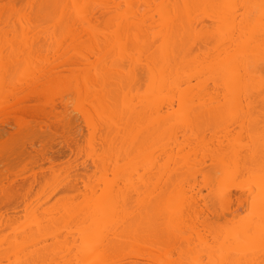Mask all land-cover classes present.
Segmentation results:
<instances>
[{
    "label": "rangeland",
    "instance_id": "1",
    "mask_svg": "<svg viewBox=\"0 0 264 264\" xmlns=\"http://www.w3.org/2000/svg\"><path fill=\"white\" fill-rule=\"evenodd\" d=\"M7 1L9 0H0V55L2 54L3 56V59L0 58V60H3L0 61V78L2 75L3 77L8 76V71L4 67H1L2 62L7 63L5 62L6 59H8L9 61H16L18 65L17 68L14 67V69H11L10 75L12 74V78L10 77V79L4 81H1L2 79H0V87H4V92H7L9 89L12 90L13 87L17 88L16 90L15 88H13L12 91H24L26 90L25 83H30L32 82V80L34 81V79L39 76L42 71L43 73H45L47 72L48 68L52 69L53 67L55 68H53L51 72L55 73L56 70V75H54L57 76L58 74V81L55 80L57 81L56 84H52L54 86L49 89L47 93H45V97H43L44 99L42 100V102L40 101L41 103H39V105L41 106H46L45 109L46 113L48 114L49 108L47 103L51 101L56 102L57 110L53 114L51 112L54 110H51L49 111L50 116L46 114L47 116L45 115L42 118L27 117L25 118V120L16 121L12 119L7 123L0 125V139L3 140L12 138V140L16 142V147H19V150L22 149L21 153L20 151H17L18 153L12 152L9 155V159L14 160L15 158H17L16 156H18L23 161H25L29 157H31L29 158L30 160L32 158L47 159L43 160L41 164H38L33 168L28 166L24 171H19L21 167H16L12 170L9 169L3 158V155L5 153L0 154L2 157V161L0 159V178L5 179L3 180L4 185L19 189L20 191H24L27 186H29L30 188L29 191L28 189L25 191L23 197L16 200L15 203L17 204H15L16 208L14 210H6L4 208L0 209V264H30L29 261L31 259L28 258L30 257L28 255H31L30 251H32V255L34 253L40 252V254H43L42 256L44 257L40 262L35 261L37 263L33 264H119L121 262L124 263L128 256V258L132 259V257L139 253L151 254L155 257L154 261H150L149 263L147 262L148 264H215L216 262L211 259L212 257L210 255H217L218 250H221L223 253H225L227 250H237L236 253L232 252L233 254H238V251L240 252V254L241 251H246L247 253H244L247 254L246 256L248 262L245 263L246 261L244 260L246 258H244L245 256L242 257L244 258L243 261L245 264H249V262L251 263V261L253 262L251 264H254L255 261L258 262V260L256 259L250 260V256L252 254L250 255L249 252L253 253L259 251L258 256L263 253L262 251L264 249V243L262 242V240H258V242L256 241L257 243H255L254 241L255 244L253 243V240L258 239V237L256 236L257 234H254L260 233L262 229L264 230V228H262L261 230L259 229L260 232L257 229V232L256 227L250 226V224L252 225V223H256L255 212L257 211H255L254 206V208L252 207V203H248L247 201L239 204L236 197H238V195H242V192L248 193V191H250V189H252L256 185L257 180L261 177H264V170L260 171V174L262 175L259 174V178H241V175L245 172L252 170L257 171V169L259 168L258 164L254 165V163H251L252 161L250 162L243 160V157L249 154L248 151L251 150L252 145H250V150L246 149L249 146L248 144H250V140L248 141L246 137L250 133V131H245L246 129H248V126L246 127L242 124L243 127H240V122H235L233 119L229 118H227L226 121L225 118H222V120L219 119L217 120L219 122H216L214 124V127L210 125V128L212 129H209V131H207L208 129L205 128L206 131L204 130V132H202V134L204 133V136H198L200 137L198 139L204 137V140L202 139V141H197L196 139H194L196 137L194 133L195 131L199 133L198 135H200L201 133L196 129L194 130L193 127L191 132L188 130L190 129L189 127L186 128L189 132L184 131L186 130L185 127L187 126L180 123L179 125L176 124L178 123L177 119H175V116H173L174 120L173 117V121H170L171 119L169 120L170 123L175 121L174 124L176 125L173 126L175 128L173 129V131H176L177 126H180L179 128L182 130V132H185L186 136H182V132L180 131L178 140L171 141V139L169 142L170 144L167 143L169 138H163L164 140L157 139L155 141V143H157H153V145H155L153 147L151 146V148L154 149H152L154 152L153 158L155 160L154 171L152 173H147V175L144 176L143 181H139V179L136 181V176H133V184L131 182L132 185H129V183L124 184V182L120 181V184L118 183L119 187L117 188V190L119 189L118 191L120 192L117 195H109L107 193H104V184L101 183V181L99 183H91L85 185L84 182L81 181V179L74 178L72 176L66 177L67 174H74L82 171L85 164H87L88 166L90 165L88 164L89 161L83 164V158L85 159L84 155L91 151L90 148L92 146L90 147L89 143L93 144L94 149L98 151V154L101 148V145L99 144L100 130L91 135L84 114V109L88 107L86 108V111H88L89 107L91 108V106H88L90 105L88 102L89 98H87L86 100L85 95L83 96L82 94L85 91L84 83L82 81L83 71L87 68L89 69L87 70V72H90L91 70L90 73L93 74L94 71L96 72V70H101L100 67H102V64L104 63L105 65H108H106L107 69L110 65H112V68L110 67L109 69H111V72H113V66H118L115 63L113 64V62L120 58V64L122 66H125V68L126 65H128L130 69L136 63L137 65L134 66L139 67L135 69L142 68V70H139L142 74V79L144 80L146 74L147 78L145 79H148L149 72L145 70V67L143 69V66L147 62V60H149L147 57L150 58L152 55H154V53L152 54V52H154V50L161 44V38H157L154 36L157 39L155 40L154 37H151V34L149 33L151 31L149 30L153 29H149L148 27L152 26L154 28V31L156 32L161 29L158 13L163 10L165 6H167L166 4L169 1L167 0L168 2H166V0H164V3L163 0H150L152 2L149 3L147 0H129L127 4L125 0H123L124 2L122 0H118L120 2V7H115L116 9H112L114 6H110L112 7L110 8V11L112 10L111 14L109 13L108 16L104 19H100L97 21L95 20L93 22L95 25H92V28H94V35L92 34L91 37L86 36V34L89 33L86 31H88L89 29H85V33L82 32L85 25L81 22L82 19L79 18H82L83 4H81V6L80 3H78L79 9L81 8L79 10L77 6L73 7L70 0H67L65 2L66 9L63 12L61 11V14V9H59L60 6H58L55 2L53 3L54 0H10L11 5L8 4L9 2ZM46 1H48V3H46ZM81 1L82 0H80V2ZM144 1L149 5H146ZM159 1L163 2L160 3ZM41 2L45 3V5H42ZM261 2L262 0L250 1V4L252 5V15L254 17L258 16L259 14H261V12L264 11H261L262 9L259 6ZM163 3L165 5H163ZM95 4H97V1L88 0V3L85 4V8L97 6ZM161 4L164 8L161 6ZM110 5H112L111 2ZM201 7L200 9L198 8V12H195L197 11L196 7H191L190 11L192 12H190V14L192 13V17H196L198 15L200 16V18L201 16L205 15L206 17L203 16V18H206V26L204 24V28L199 26V30H201V28L206 30H201L205 33H202L198 30L199 35L193 41L194 44H196L198 47L196 49L195 46V52L191 51V56L189 55L190 60L192 59L191 62H194V64H190L191 62H189L188 66L186 65V67H184L187 68V70L184 69L185 72H183L184 74L187 73L186 71L191 74L193 73L192 75H188L192 77L191 82L194 81L193 83H195L196 80L199 79H207L206 84L209 87V85L211 84L210 79H212L213 76L206 77V75H209V73L206 71V74H204L205 71L203 72V70L205 68L203 70L201 69L204 67L203 65H205V62L208 61L207 64L209 63V60L206 58H210V56L212 57L215 55L219 58L218 55L220 53L221 56L222 52L223 57L225 49H222V47H224L225 45H222L220 47L217 46L218 48L216 47L217 43L219 44L220 41L217 34L213 35V26L217 22H215L214 19L209 18L214 16L213 14L215 13V9L213 11L211 10L213 9L211 7H209L210 9H208V7L202 9ZM39 8L42 9V11ZM128 10L130 11L129 14ZM120 12H122L124 15L122 13V15L119 14ZM78 13H80L81 16H79ZM207 13H212L213 16L208 17ZM150 14L151 17L153 16L151 18L152 20L154 19V21H152L153 23L147 22L148 19H144L148 15L147 18H149L150 21ZM198 16L197 18H199ZM117 17H121L123 18V20L127 18V20H129V18H131L133 22H139V24L141 25L143 23V19L147 20L145 21L146 23L143 24L147 25L148 29H145V31H147L149 34L145 33L144 31L143 34L145 35H143L144 37L142 36V39H140L142 33H140V35H138L140 37L137 36V38L136 36L131 34L130 37L135 38L134 40H131L130 38L127 39L129 40V42L132 41L130 44H127V40L123 42L122 39V43L127 44V46H125L126 44L122 45V43L120 42L122 45H120V47L125 46L123 49L118 47L120 43H117L118 46L116 42L108 43L109 41H111V37V39L114 38L112 41H116V30L114 29L115 31H113V28L117 29L116 25L123 21H118L119 19H117ZM155 19L158 21V24L155 22ZM81 24H83L84 26L82 25L83 27H81ZM156 24L159 27H157ZM72 26H74V28H72ZM96 26L100 29L96 30ZM212 27L213 29H211ZM72 29L74 32L76 31L79 33L80 31L83 33L80 34L81 38L76 32L74 34L76 36L73 37H79L81 41L83 39L84 43L79 41V38H77L76 40L78 43H83V46L85 44V47L87 44L84 40L87 41V39H90L87 42L91 43V40H95V38L97 37L96 39H98L99 42L96 40V42L93 41L91 44L95 42L93 45L95 47L97 46V49H100H95L99 53L98 58L95 57L96 55L90 53V51L88 50L89 48L87 49V52L82 44H77L73 41H71L73 42V45L72 43H70V40H74V38L71 39L74 33L72 32ZM210 30L212 31L210 32V34H212V38L214 39V41L217 39V41L215 42L216 44L212 43L213 41H211L210 43V40H208L206 37L208 34L205 35ZM110 31L112 33H109ZM102 33L104 37L102 36ZM201 33L205 36V38L202 37ZM113 34L115 37L112 36ZM84 36H86L87 38H85ZM104 38H109V41L107 40L108 42H106L108 44L103 43L105 40ZM152 38L156 41V46L158 45L156 48L155 42H153L154 40ZM136 39L140 40L141 42L137 41L136 43ZM150 41L154 43H151V46L149 45ZM96 43L99 45V47ZM135 43H139L142 45L145 43V46H143V48L138 44L139 46L137 48H139L140 46L142 48L140 47L139 49H137L134 48V46L136 47ZM111 44H115V47H113ZM74 45H76L75 47L78 48H73ZM101 45L103 49L101 48ZM94 46L91 45V47ZM108 47H110V50L112 49V53H109L110 50H108ZM126 47L127 49H125ZM214 47L219 50L216 51V48ZM115 48L117 49V51L115 50ZM204 48L206 50V53ZM130 49L131 52H129ZM134 49L138 51H133ZM141 49H143V51ZM113 50H115L116 52ZM121 50L125 54H128L126 56L124 53H122L123 55H125V57H129V59L125 57L122 58V55L120 56V54L117 53L118 51L121 53ZM208 50H211L213 53ZM157 51H159V48L156 49L155 52L156 56L158 57ZM203 52L205 54H209L210 52V54L206 55L205 57V54ZM104 53H107L106 55L109 59L104 56ZM198 53L200 57L204 58L198 57ZM3 54H6V56H4ZM149 54L151 56H149ZM9 55L11 58L9 57ZM110 55L112 56L111 58ZM86 56L88 57L89 61H86L84 59ZM100 56H104L105 58L102 59ZM195 56L197 57L195 58ZM152 57L155 58V55ZM95 58H97L98 60L100 58L101 62L99 60L97 63L98 65L99 63H102L100 64L101 66L99 65V67H97L96 62H94L97 61ZM61 60H69L73 62V65L71 64L70 66H60L56 69V62H58L59 66V61L61 62ZM105 60H107L108 62L110 61V63H105ZM200 60L201 62L202 60H204L203 63H201ZM210 61L212 62L215 60L210 59ZM116 62L119 63L118 61ZM47 63L49 64V66ZM55 63L56 66H54ZM92 63H95L96 65ZM198 63L202 66L201 68L200 66H198ZM42 64L45 67H43ZM105 65H103V70ZM196 65L198 68L196 67ZM87 66H89V68ZM134 66L132 68H134ZM51 69H49V71ZM116 69L119 68L116 67ZM116 69L115 71H117ZM126 69L127 71H124L125 73L129 70L128 67ZM196 69L198 73L195 71ZM133 71L134 69L131 72ZM136 71L138 72V70ZM117 72L115 73V76H118ZM144 72H146V74ZM195 72L196 75H194ZM201 73L205 75V77L204 75H202V77L200 76L202 79L197 76ZM258 74L261 75L260 73ZM76 75L78 76V78H80V80L75 77ZM139 75L140 74L138 72V78ZM143 75H145L144 78ZM195 77L196 79H193ZM262 77H264V75ZM76 78L78 79L79 83L76 81ZM142 79L140 81H142ZM146 83L147 82L145 81V87L143 84H139L138 90L133 88V93H135L136 91H141L142 93H144V91L147 89ZM8 93L9 91L7 92V94ZM17 94H19V92ZM10 96L11 95L6 97L8 99L7 101L0 96V109L3 108V110H5L6 108L4 107L8 108V106L12 102V97L9 98ZM260 104V110L264 112V103L261 102ZM90 111V113H93L91 114V117L93 118L92 121L95 123V125H97L98 129H100V127L102 126V120H100V117L94 110L90 109ZM259 116L263 129L264 115L259 114ZM170 123H168V125ZM226 123H228L229 125H226ZM220 124L221 126L225 124L227 127L224 126V129H221L223 127H220ZM21 125L22 127L18 128V126ZM258 125L261 127L260 124ZM216 126L217 128H215ZM244 126L246 129H244ZM178 127L177 131L180 130ZM260 127H258L257 131L261 132L262 129ZM213 128H215V131L213 130ZM225 128H229V130H226ZM212 130L215 135H212ZM16 131L18 134H15ZM165 137L167 136L165 135ZM240 137L244 138L245 142L247 141L246 147L245 142H240ZM203 141H206V145H204ZM165 142L167 143V145H165ZM230 143L232 146H230ZM235 143L238 145L235 146ZM242 143L244 144L241 147L240 145ZM240 148L243 150H241ZM164 149H166V152L168 151L167 154ZM235 149H237L239 153V160L237 161H234V158L232 159ZM162 151L165 153H163ZM159 153H163L165 155L162 154L161 156ZM244 153L247 154L243 156ZM156 154H159V157ZM166 155H169L170 157H168L171 158L169 159V162L168 158H165ZM163 158L165 159L163 160ZM157 161L161 163L159 164L157 163ZM122 162L124 161L119 160L118 164H122ZM165 162L167 163L165 164ZM156 163L158 167H156ZM159 166H163V169L165 168L164 171L168 169V171L171 172V174L173 175L171 182L167 184L165 183V179H163V177L166 176L165 174L167 173L163 170H160L162 168H159ZM109 167V169L112 168L111 166ZM89 168H91V166H89ZM173 169L176 170L172 171ZM112 176L113 173L109 170L107 172V180ZM9 180L12 181L8 182ZM263 184L264 183L258 184L257 182V185H260V187L258 186V188L256 187V185V189L258 190L261 188V190H263ZM219 187L220 189L224 190L231 187L232 192L230 191V189L227 191H230V196L232 194V196L230 197L232 200H228L229 203L226 202L227 204L225 208L224 206L221 207L219 205L221 203L220 200L217 201L215 198L216 194L214 191H219ZM254 188L251 191L250 195L248 194L253 199L256 198V196L254 197L255 194H253L252 196ZM198 189H200L199 194L197 192ZM245 189H248L246 190L247 192L245 191ZM256 189L254 191L255 193H257ZM191 195H194L193 201H191ZM106 201L109 202V205H107L110 210L104 211V214H99L98 212L97 215L99 214V216H97L94 213L95 209L92 208L94 204L93 202ZM190 202H193L194 204L190 205ZM221 204L225 205L223 203ZM26 206H30L29 208L34 206L31 209H35L31 210L33 212L29 211V213H27L28 208H26ZM89 216L90 218H87ZM95 217H99V219L97 220L95 219ZM251 217L255 222H252V220V223L250 222L249 224L248 221L249 219H251ZM127 222L129 223L127 224ZM247 223L249 225H247ZM247 226L251 227V230L253 227L255 233H252L254 232L253 230L252 232L251 230L246 231V229H249V227ZM244 233L247 234L245 236L247 238L244 237ZM251 233L253 235L252 237L249 236V238L248 234ZM234 235L235 239L233 240ZM261 236H259V239L263 238ZM253 237L255 238L252 239ZM247 241L249 242L247 243ZM99 242L102 243L99 244ZM250 244L253 245V247ZM93 248L96 249L94 250ZM37 249L39 251H37ZM222 249L227 250H225L224 252ZM257 249H261V251ZM33 250H35L36 252H33ZM222 252H220V254ZM257 253L258 252H256V254ZM227 254L231 255V252ZM241 255L239 258H241ZM253 256H255V254ZM124 257H126L125 260L121 261ZM214 259L216 261L218 260L215 257ZM258 259H260V263L263 260L262 257ZM128 260L126 262H128ZM240 260L241 259L237 260L238 263L235 261V264H241L239 263ZM141 261L143 262L144 260L142 259ZM144 262H146V260ZM219 262L220 261H218V263ZM225 262L227 263V260ZM230 262L231 261L229 259V263ZM240 262H242V260ZM257 262L255 264H257ZM127 264H129V262ZM133 264L139 263L135 262Z\"/></svg>",
    "mask_w": 264,
    "mask_h": 264
},
{
    "label": "bare ground",
    "instance_id": "2",
    "mask_svg": "<svg viewBox=\"0 0 264 264\" xmlns=\"http://www.w3.org/2000/svg\"><path fill=\"white\" fill-rule=\"evenodd\" d=\"M48 1H46V3H48ZM66 1L67 0H54L53 1V3L55 2L58 6H60L59 7V9H61L60 13H61V11L63 12L66 9L65 8L66 7V5H65ZM92 1H97V4H95L97 6L85 8L86 7L85 4L88 3V0H82L81 2H80V0H70L73 7H75V6L78 7V5H79L78 3H80V5L83 4L82 18L80 17L79 19H82L81 22L85 26L83 24H81L80 26L81 27L84 26L83 27L84 29L82 31L84 33L86 31L85 29H89L88 31H86V32H89L86 34V36H88V37H91L93 34L94 28H92L93 27L92 25H94L93 22L95 20L97 21L100 19H104L105 17L108 16L109 13L111 14L112 10L110 11V8H112V7H110V6H114L112 9H114L115 7L116 8L120 7V2L118 0L117 1L116 0L115 1L114 0L113 1H111V0L110 1L109 0H92ZM128 1L129 0H125V2L127 4H128ZM147 1L149 3L152 2L150 0H147ZM168 1L166 0V2H168L169 4L167 3L166 4L167 6H165V8L161 4V6L164 9L158 13L159 20H160L159 24L161 25V29L160 30L158 29L159 31L156 32V31H154V28L152 26L148 27L149 29L150 28L153 29V30H151V29L149 30L152 32V33L149 32L151 34V37L155 36L157 38L158 37L161 38V44L158 47L159 51H157L158 57L156 56V53H155L156 49H158V48H156L158 45L156 46V41H155L157 39L154 37L155 40L153 38L152 39L154 40L153 42H155V48L156 49L154 50V52H152V54L154 53L155 58L152 57L154 55L151 56L149 54V56H151L150 58H152V59L147 57L150 61L147 60V62L143 66V69L145 67V70H147V72H149L148 79H145V78H147L146 72H144L146 74V77L144 78L145 75H143L144 80L142 79V74L139 71L140 69L142 70V68L135 69V68L139 67V66L135 67L137 65L136 63L134 64L135 66L133 65L134 68H132L133 66L132 67L130 66L131 67L130 69H132V70L134 69L135 74H134V71L131 72L132 70L129 69L128 65H126V68L128 67V69H129L128 72H126V73L124 72V71H127V69L125 68V66H122L120 64L119 54H120V56L122 55L121 56L122 58H124L125 55L127 56L128 54H125L124 52H122V50L120 53L119 52L120 49L117 52V53H119L118 54L119 59L115 60V62H113V64L115 63L116 65H118V66H116V65L115 66L118 67L119 69L121 68L120 69L121 71L119 69H116V67L113 66V69H112L113 72L115 71V69L117 71H119V72L115 71L113 73V72H111V69H109L110 67L112 68V65H110L107 69L108 65L106 64L107 65L106 66L104 63L103 64L99 63V65L102 64V67H100L101 70H103L102 69L103 65H105L103 71L95 69L96 72L94 71L93 74L90 73L91 70H90V72L88 71L89 72L88 73L87 70H89V69H87V68H86V70H84L86 72L83 71L82 81L84 83V87H85L84 90L85 91H84V93H82V92L81 93L83 94V96L85 95L86 100H87V98H89L88 102L90 105H88V106H91V108L89 107L88 111H86L87 110L86 108H88V107H86L84 109V111H85L84 114H85V118L87 120V125L89 127V131H90L91 135H93L95 132L100 130V142H99V144L101 145V148H100V152L98 154V151L94 149L93 144L89 143L90 147L92 146L93 148L91 147L90 148L91 151L84 155L85 159L83 158V164L89 161L88 164H90L89 166H91V168H89V166L87 164H85L82 171H80L79 173L67 174L66 177L72 176L74 178L81 179V181L84 182L85 185L91 184V183H99L101 181V183L104 184V187H103L104 193H107L109 195H112V194L117 195L120 192V191H118L119 189L117 190V188L119 187L118 185L120 184V181L124 182V184L129 183V185H132L133 184V178H134L133 176H136L135 177L136 181L138 179H139V181H143V178L145 175H147V173H152L154 171V168H155V160L153 158V153H154L153 150L154 149L151 148V146L153 147L157 143V142L155 143V141L157 139H163V138L168 139L169 138L167 143H169L171 139H172L171 141H177L178 136L180 134V131L182 132V130L179 128L180 126L179 127L177 126L180 130L177 131V127H176V131H173V129H175L173 126H175L176 124L179 125V123H180V124L187 126V127L183 126V127H185V129L189 127L191 129V130L188 129L190 132L192 131V127H193L194 130L196 129L198 132H200L202 134V132H204V130L206 131V129H208L207 131H209V129H212L210 127L211 126L214 127V124L216 122L217 123L219 122L217 120H219V119L222 120V118H225V121L227 120V118H229V119H233L235 122H240L241 123V124H239V125H241L240 127H243V125H245L246 127L248 126L247 127L248 129H246L245 126H244V129H246L245 131H247V130L250 131V133L246 136L248 141L250 140L249 141L250 144H248L249 146L246 149L250 150V147H251L250 145H252L253 148L251 147V150L248 151L249 154H247V153L243 154V156L245 154H247V156L243 157V160L250 161V162L252 161L251 163H254V165L258 164L259 169H257V171L252 170V171L245 172L244 174L241 175V178L242 179H248V178L256 179L259 176L260 171L264 170V126L262 129V125H261V122L259 119V117L261 116V115L259 116V114L264 115L263 114L264 112L260 110V108H261L260 103L261 102L264 103V77H262L264 75L263 74L264 73V70H263L264 69V11H263L264 10L263 9L264 8V0H262V2L259 5L260 8L262 9L261 11H263V12H261V14H259L256 17H254L252 15L253 14L252 13V5L250 4L251 0H168ZM7 2H9L8 4L11 5L10 0ZM110 2L112 5H110ZM162 2H160V3H162ZM164 3H165V1H164ZM164 3H163V5H165ZM42 5H45V3H42ZM146 5H149V4L146 3ZM197 6H199V7H197ZM201 6H203V7H201ZM191 7H196L197 11L194 10L195 12H198L200 7L202 9H205V7L206 8L208 7V9H210L209 7H211V8H213V9H211L213 11L215 9V13L213 14L214 16L212 15V13H207V16L208 17L213 16L214 18L213 17H209V18L214 19L215 22H217V23L214 22L217 26L215 24L213 26L214 27L213 35L217 34V36L219 37V41H220L219 44L217 43L216 47L217 46L220 47L222 45H225L224 47H222V49H225L224 56L222 57V55H223V52H222L221 56L219 53V55H218L219 58L216 55L212 56V57L210 56V58H206L209 60V63L207 64L208 61L206 60L207 62H205V65H203L204 67L201 69V70H203L205 68L203 70V72L205 71L204 74H206V71L209 73V75L207 74L206 77L207 76H213L212 79H210L211 84L209 85V87L206 84L207 79L203 78L204 79L203 80L201 78L202 75H204V74H202L203 72L200 75H197L202 80H200V79L196 80L195 83H193L194 81L191 82L192 77L188 76L191 73L186 71L188 74L187 73L184 74V72H185L184 69L187 70V68H184V67H186V65L188 66V63L191 62V60H192V59L190 60L191 51L195 52V50L198 47L196 44H194L193 41L199 35V32H198V30L200 29L199 26L203 27L205 25V20H206V18H203V16H205V15L201 16V18L198 15L197 16L199 18H197V16L192 17L191 16L192 13L190 14V12H192V11H190ZM43 9H47V8H43ZM78 9H79V7H78ZM193 9H195V8H193ZM208 9H207V12H208ZM40 10L42 11V9H40ZM67 11H66V13H67ZM194 11H193V13H194ZM129 12L130 11L128 10V14H129ZM121 13L122 12H120L119 14H121ZM78 14H79V16H81L80 13H78ZM151 14H153V13H151ZM151 14H150V21H149V18H147V16L149 14L146 16V18H144V19H148V21L144 20V19H143V21L142 20L141 21L143 23H146L145 21H147V22L154 21V19L153 20L151 19L153 17V16L151 17ZM121 15H119V16H121ZM131 16H129V17H131ZM156 16H157V14H156ZM118 17H117V19H119L118 21L123 20V18H121V17L118 18ZM122 17H124V16H122ZM142 17H144V16H142ZM111 19H113V18H111ZM111 19H109V20H111ZM127 19L123 20L119 24H117L118 23L117 22L116 23L118 25V26L116 25L117 29L113 28V31L116 30L115 31L116 32V41H112L114 38L111 39L112 38L111 36H110L111 41L108 40L109 38L105 39L106 36L108 35L107 34L104 38L105 40L103 39L104 40L103 43L108 44L111 42H116V44L117 43L119 44L120 42L122 43V39H123V42L129 38L131 40H134L135 37L131 38L130 35L133 34L137 38V36L140 35V33H142L141 37L140 36H138V37H140V39H142L144 37L143 35H145V34H143L145 29H148L147 25H145L143 23L141 25V24H139V22H133L131 20V18H129V20H127ZM155 22L157 23L158 21L156 20ZM215 26L217 27V29ZM86 27H88V28H86ZM96 27H95L96 30L100 29V28H98V27L96 28ZM157 27H159V26L157 25ZM213 27L211 29H213ZM72 28H74V26H72ZM90 28H91L92 32H91ZM201 30H206V29L201 28ZM201 30H199V31L202 32ZM111 31L109 33L113 32V31L112 32ZM72 32H74L73 29H72ZM75 32L73 33L72 38H71V39L74 38V40H70V43H72V45H73V42H74L77 44H82V46H83V43H84L83 39H82V41L80 40V38H81L80 34H83V33L80 31H79V33L76 32L80 36V38L79 37L75 38V37H73V36H76V35H74ZM99 32H100V30H99ZM206 32H208V31H206ZM210 32H212V31L210 30L205 35L208 34L206 37L208 40H210V43H211V41H213L212 43H215L217 41V39L215 38L216 40L214 41V39L212 38V34H210ZM90 33H91V35H90ZM145 33H148V32L145 31ZM202 33H205V32H202ZM202 33H201L202 37L205 38V36ZM86 36H84V37L87 38ZM102 36H103V33H102ZM112 36H114V34ZM147 37H148V35H147ZM77 38H79L78 40L83 42V43H78L76 40ZM93 38H91V39H93ZM96 38H95V40H91V41L92 42L93 41L96 42V40L98 41V39H96ZM138 39H136V43H137V41H140ZM88 40H90V39H87V41ZM100 40H102V39H100ZM71 41H73V42H71ZM84 41L87 44L86 45L87 48L85 47V44L83 47H85L86 50L89 48L88 50L90 51V53L93 55H96L95 57L98 58L99 53L97 50H100V49H97L96 48L97 46L95 47L93 45L95 42L93 44H91L92 42L89 43L86 40H84ZM151 41L149 44L150 46H151V43H153ZM106 42H108V43H106ZM126 42H127V44L128 43L130 44L132 41L129 42V40H127ZM88 43L94 47H91V45H89ZM121 43L119 44V46L117 44V46L120 47ZM124 44H126V43H124ZM124 44L122 43V45H124ZM127 44L125 46H127ZM138 44H136V47L133 44L134 48H137L139 45H141L142 47L145 46L144 45L145 43L143 45L142 44L138 45ZM111 45L113 47H115L114 46L115 44L114 45L111 44ZM75 46L76 45H74L73 48ZM78 46H80V45H78ZM125 46L120 47V48L123 49ZM150 46H148V47H150ZM195 46H196V49H195ZM98 47H99V45H98ZM110 47H108V50H110ZM118 47H116V48H118ZM216 47H214V48H216ZM11 48H13V47H11ZM75 48H78V47H75ZM80 48H82V47H80ZM101 48H102V45H101ZM116 48H115V50L117 51ZM139 48H137V49H139ZM200 48H203V47H200ZM217 48H216V51L219 50ZM95 49H97V50H95ZM125 49H127V47ZM192 49H194V50H192ZM88 50H87V52H88ZM115 50H113V51H115ZM135 50L136 49H134L133 51H135ZM141 50L143 51V49H141ZM204 50H205V48H204ZM211 50H208V51H211ZM111 51H112V49L110 50L109 53H112ZM136 51H138V50H136ZM129 52H131V49ZM122 53H124L125 55H123ZM205 53H206V50H205ZM211 53H213V52L211 51ZM104 54H105L104 56L107 57V55H106L107 53H104ZM209 54H210V52H209ZM209 54H205V57H206V55H209ZM4 56H6V54ZM104 56L103 57L100 56V57L102 59H104L105 58ZM9 57H10V55H9ZM111 57L112 56L110 55V58ZM196 57L197 56H195V58ZM198 57H200L199 53H198ZM0 58L3 59L2 54L0 55ZM6 58H8V57H6ZM97 58H95L97 61H94V62H96L97 67H99L97 62L100 60V58H99V60ZM125 58H127V57H125ZM141 58H142V56H141ZM200 58H204V57H200ZM2 59L0 61H3ZM82 59H83V56H82ZM84 59L87 61L88 57L86 56ZM127 59H129V57ZM210 59H214L215 61L211 62ZM204 60H202V62L200 60V62L203 63ZM105 61H103V62L109 64L111 59L109 62L107 60H105ZM116 61H118L119 63H117ZM5 62H7V63H3V62L1 63V67L2 68L4 67L8 71V76L3 77V75H2L0 78V79H2L1 81L10 79V77L12 78V76H11L12 74L10 75L11 69H14V67L17 68V65H18L16 63V61L15 62L12 60L9 61L8 59H6ZM45 62H47V61H45ZM100 62H101V60H100ZM56 63H57V66H56ZM56 63L54 65V66H56V69H57V67L59 68L60 66H68V65L70 66L71 64L73 65V62H71L69 60H64V61L61 60V62L59 61V66H58V62H56ZM142 63H143V61H142ZM192 63L194 64V62H191L190 64H192ZM92 64L96 65L95 63H92ZM119 65H120V67H119ZM42 66H43V64H42ZM48 66H49V64H48ZM198 66H200V68L202 67L201 65H199V63H198ZM43 67H45V66H43ZM87 67L89 68V66H87ZM97 67H95V68H97ZM122 67H124V68H122ZM196 67H197V65H196ZM53 68H55V67H53ZM41 69H43V68H41ZM49 69H51V68H48L47 72H45V73H43V71H42V73L39 74L40 78H39V76H37L34 79V81L32 80V82H30V83H28V82L25 83V85H26V88H25L26 90H24L25 92L23 90L22 91H15L17 87L15 88L13 86L12 87L15 88L14 91H12L13 88H12V90L11 89L8 90L9 91L8 94L11 95L9 98L12 97V100H11L12 102L9 106L7 105L8 108L4 107V108H6L5 110H3V108L0 109V125L5 124L9 120H12V119L14 121H16V120H25V118H27V117H29V118H33V117L34 118H42L47 114L46 109H45L46 106L45 105L41 106V105H39V103H41L42 100L44 99L43 97H45V93H47V91L49 89H51L56 84V82L58 81V77H57L58 74H57V76H55L56 70H55V73H53V72H51L52 69L50 71H49ZM124 69H126V70H124ZM188 69H189V67H188ZM106 70H108V71H106ZM136 70H138V72L140 74L139 78L137 77L138 72ZM195 71L197 72V69ZM116 72H117L118 76H115ZM196 72L194 75H196ZM258 73H260L261 75H259ZM72 76H73V74H72ZM140 76H141V78H140ZM75 77L78 78L77 75ZM204 77H205V75H204ZM78 79L80 80V78H78ZM78 79L76 80L77 82H78ZM141 79L144 83L142 81H140ZM193 79H196V77ZM55 80H57V81H55ZM145 81L147 82L146 83L147 89L144 91V93H142L141 91H139V92L136 91L135 93H133L134 92L133 88L138 90L139 84H143L145 87ZM52 84H54V85H52ZM3 88H2V86L0 87V96H1V98H4V100L6 99V101H7L8 99L6 97L9 96L7 94L8 91L4 92ZM18 92H19V94H17ZM5 94H7V95H5ZM134 100H135V102H134ZM36 102H38V103H36ZM88 102H87V104H88ZM47 104H48L49 111L54 110L51 112L53 114L57 110L56 102L51 101ZM90 109L94 110L96 112V114L100 117V120H102L101 121L102 126L100 127V129H98L97 125H95V123L92 121L93 118L91 117V114H93V113H90L91 112ZM49 111H48L47 115H49V113H50ZM173 116H175V119H177L178 123L174 124L175 121L171 122V123L169 122L170 119H171L170 121L174 120ZM172 117H173V120H172ZM229 121H232V120H229ZM168 123H170L171 125L169 124L170 125L169 126ZM221 123H223V122H221ZM263 123H264V121H263ZM227 124L228 123H226V125ZM258 124H260L261 127ZM226 125L223 124V126H221V124H220V127H223L221 129H224V126L227 127ZM256 126L260 127L263 132L257 131L258 127H256ZM20 127H22V125L18 126V128H20ZM215 128H217V126ZM215 128H213V130ZM225 129L229 130V128L228 129L225 128ZM213 130L211 133H213ZM217 130H219V129H217ZM241 130H242V128H241ZM184 131H187V129ZM189 131H187V132H189ZM18 132H20V131H18ZM15 134H18L17 131L15 132ZM198 134L199 133H197L195 131L194 135H196V137L194 139H196L197 141H199V140L202 141V139L204 140V137H201V139H198V138H200L198 136H204V133L202 135L201 134L198 135ZM165 135L167 137H165ZM212 135H215V134L213 133ZM239 135H240V133H239ZM182 136H186L185 132H182ZM241 141L245 142L244 138H241L240 142ZM205 142H204V145H206ZM233 142H235V141H233ZM153 143H155V144L153 145ZM167 143L165 142V145H167ZM171 143H173V142H171ZM199 143H201V142H199ZM245 143H246L245 144V147H246L247 141ZM15 144H16V142H14L12 140V138L3 139V140L0 139V154L5 153L3 155V158H4V161H5V163L9 169L12 170L13 168L15 169L16 167H19V168L21 167L19 171H24L25 168L28 166L33 168L34 166L41 164L43 160H47L45 158H42V159L32 158L30 160L29 158H31V157H29V158L26 157L27 159L25 161H23L18 156H16L17 158H15L14 160L9 159V155L12 152L18 153L20 151V153H21L22 149L20 148L21 150H19V147H16ZM162 144H164V143H162ZM243 144L244 143H242L240 146L242 147ZM236 145H238V144L235 143V146ZM30 146H31V144H30ZM230 146H232L231 143H230ZM16 149H18V150H16ZM246 149H244V150H246ZM164 150L166 152V149H164ZM241 150H243V149H241ZM165 152H163V153H165ZM163 153H161V154L159 153V154L162 156ZM167 153H168V151L166 152V154ZM159 154H156V155H158V157H159ZM163 155H165V154H163ZM248 155H250V156H248ZM168 156L169 155H166L165 158L167 157L168 162H169V159H171V158H169L170 156L169 157ZM165 158H163V160ZM0 159L2 161L1 155H0ZM232 159L234 161L239 160V153H238L237 149H235V152L233 154ZM119 160L124 161V162H122V164H118ZM158 161H157V163L160 164L161 162H158ZM222 161H223V159H222ZM225 162H229V161H225ZM157 163H156V167H158ZM166 163L167 162H165V164ZM109 166H111L112 168L109 169L110 168ZM159 168H162L160 170H163V171L165 169V168L163 169V166L162 167L159 166ZM109 170L113 173V176L111 178H109L108 179L109 181H108L106 177H107V172ZM175 170L173 169L172 171H175ZM164 172L167 173V174H165L166 176H164L165 178L163 177V179H165L164 180L165 183L167 184V183L171 182L173 175L171 174L170 171H168V169ZM99 173H100V175H99ZM260 175H262V174H260ZM6 177H7V175H6ZM263 178L261 177L260 179L257 180L258 184L264 183ZM0 180H1L0 181V209L4 208L6 210H8V209L14 210L16 208L15 204H17V203H15L16 200L23 197L25 194V191L27 189L29 191L30 188H29V186H27L28 188L26 187L24 191L23 190L20 191L19 189H15V188L10 187L8 185L7 186L4 185L3 180H5V179L0 178ZM135 180H134V183H135ZM11 181L9 180L8 182H11ZM131 182H132V184H131ZM257 182H256V185H257ZM114 186H116V187H114ZM258 186L260 187V185H257L256 187H258ZM256 187L254 188V191H255ZM253 188L250 189V191H248V193L242 192V195H238V197H236V199H237V202L239 204L244 202V201H247L248 203H252L251 204L252 207L254 206L255 211H257V212H255V214H256L255 218L257 220L254 218L256 223H252L255 221L251 217V219H249L248 222L250 224V222L253 220L251 222L252 225L250 224V226L256 227V230L257 229L261 230L262 228H264V189H263L264 187H262L263 190H261V188L258 190L256 189L257 193H255L254 191L252 192V196H253V194H255L254 197L256 196V198H254V199L251 198V196H249L251 191L253 190ZM219 189H220V187H219ZM229 189L231 191V187L226 188V190L220 189L219 191H217L215 189L216 191H214L216 194V197H215L216 200L217 201L220 200L221 203L225 204V205H222L221 203L220 204L218 203L221 207L224 206V208H225L226 204L229 203L230 200H232L230 198L232 196V194L230 196V194H229L230 191L229 192L227 191ZM246 190H248V189H245V191ZM197 192L199 194L200 189H198ZM190 197H191V201H193L194 195H191ZM217 197H218V199H217ZM248 200L249 201L251 200V201L249 202ZM93 203L94 204H93L92 208L95 209L94 213L96 215L98 212H99V214H101L106 210H110V208H108L109 202H107V201L106 202H93ZM193 204H194L193 202H190V205H193ZM29 207L30 206H26V208H28L27 213H29V211L35 209V208L31 209L34 206L31 208H29ZM92 210H90V211H92ZM31 212H33V211H31ZM90 213H89V215H90ZM99 214L97 216H99ZM96 215H94V216H96ZM252 216H255V215H252ZM87 218H90V216ZM95 219L98 220L99 217H97V218L95 217ZM128 223L129 222H127V224ZM249 224L247 223V225H249ZM247 227H249V226H247ZM253 227H252V230L254 231ZM248 230H251V227H249V229H246V231H248ZM252 230H251V232H252ZM258 230H257V232H258ZM260 230H259V232H260ZM263 231L264 230L262 229V231L260 233H255V231L252 232V233H255L254 235L257 234L256 236L258 237L257 240H253V243H254V241H255V243H257L258 240L259 241L262 240V242L264 243V240H263L264 239V234H263L264 232ZM252 233L248 234V237L249 236L252 237V235H253ZM246 235L247 234H245L244 237ZM258 235L263 237V238L259 239L260 237ZM232 237H231V239H232ZM245 238H247V237H245ZM254 238L255 237H253L252 239H254ZM234 239H235V235L233 237V240ZM248 242L249 241H247V243ZM101 243L99 242V244H101ZM253 243H251V244H253ZM90 246H92V245H90ZM90 246H89V248H90ZM251 246L253 247V245H251ZM93 249L95 250L96 248H93ZM225 250H227V249H224L223 251L225 252ZM257 250L261 251V249H257ZM34 251L35 250H33V252ZM37 251H39V250L37 249ZM236 251L227 250L225 253H223L221 250H218L217 255H213L216 259H218L217 261L214 259V257L212 255H210V254L209 255L212 257V258L211 257L210 258L213 261H215L217 264H225L226 260H227L226 264H228L229 259L233 264H235V261L237 262V260H239V259L242 260V262H240L241 261L240 260L239 263L243 264L244 261H246L245 263H247L248 262V259L246 256L247 254H245L247 252L244 251L245 252L244 253L243 251H241L242 255L240 254L239 251H238V254H233V253H236ZM251 251H256V250H251ZM220 252H222V253L220 254ZM230 252H231V255L227 254ZM256 252H258V253L256 254ZM256 252H253L255 254V256H253L254 255L253 253L249 252L250 255L252 254L251 256L249 255L251 257L250 260L256 259L259 262L260 259H258V258H260V257H262V259L264 260V249L262 251L263 253L260 254V256H258L259 251H256ZM30 254L32 255V251H30ZM239 254L241 255V258H239L240 257ZM31 255H28V256H30L28 258L31 259V260L28 259V260H30L29 261L30 264L40 262L44 258L42 256L43 254H40V252L34 253L32 256ZM252 256H253V258H252ZM242 257H244L246 259L244 260V258H242ZM125 258L126 257L122 258L123 260H121V259L120 260L124 261ZM127 258H126V261L128 259H130V258H128V259ZM142 259L144 261L146 260V262H144V261L142 262L141 261ZM154 259H155V257L152 256L151 254L139 253V254L135 255L134 257H132V259L128 260V262H129V264L130 263L133 264L135 262L139 263V264H148L150 261L153 262ZM223 260H225V261H223ZM263 260L261 261L262 264H264ZM35 261H37V262H35ZM126 261L124 263L121 262L119 264H127L128 262H126ZM218 261H220L221 263L220 262L218 263ZM231 262L229 264H232ZM256 262L257 261H255L254 264ZM258 262H257V264L260 263V262L259 263ZM251 263H253V262L251 261ZM251 263L249 262V264H251Z\"/></svg>",
    "mask_w": 264,
    "mask_h": 264
}]
</instances>
